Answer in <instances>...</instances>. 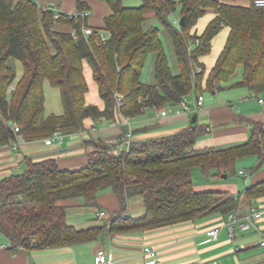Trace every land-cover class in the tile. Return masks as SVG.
I'll return each mask as SVG.
<instances>
[{
    "label": "trees",
    "instance_id": "obj_1",
    "mask_svg": "<svg viewBox=\"0 0 264 264\" xmlns=\"http://www.w3.org/2000/svg\"><path fill=\"white\" fill-rule=\"evenodd\" d=\"M106 1L112 12L105 17L103 29L110 37L99 41L103 32L94 30L86 37L83 22L64 12L56 20L53 11H44L35 0H0V145L18 135L30 141L57 131L74 134L85 129L87 118L115 121L119 115L137 117L147 108L178 107L191 93L223 89L239 67L243 77L235 86L248 87L256 95L264 93V7H257L255 0H249V6L219 0H142L136 7L126 6L124 0ZM178 8L179 26L172 20ZM209 8L215 10V17L199 34L195 27ZM88 9L87 1L78 0L79 12ZM149 13L173 42L177 74L172 72L160 29L144 27ZM58 23L71 25L74 32L57 30ZM226 26L230 27L226 45L207 75L201 58L211 53L213 39ZM197 40L199 44L190 50ZM151 54H155L153 84L142 81ZM11 58L23 66L13 90L16 74L9 65ZM85 61L92 67L104 109L86 101ZM47 80L60 90L62 114H46ZM117 94L124 98L121 106ZM209 133V127L196 123L171 136L132 142L118 154L113 153L114 146L94 141L88 165L77 171L61 169L55 159L29 160L23 173L0 181V232L10 251L74 246L94 241L106 230L112 235L150 231L213 212L247 214L254 201L264 196V180L237 197L224 196L196 190L192 169L200 167L206 176L221 177L235 173L236 161L250 155L259 156L258 168L264 162V124L254 123L245 143L194 150L198 139ZM106 189L119 201V210L106 225L79 229L68 222L64 201L76 199L101 208L98 196ZM136 196L144 199L146 214L133 218L127 215L128 203Z\"/></svg>",
    "mask_w": 264,
    "mask_h": 264
},
{
    "label": "crops",
    "instance_id": "obj_2",
    "mask_svg": "<svg viewBox=\"0 0 264 264\" xmlns=\"http://www.w3.org/2000/svg\"><path fill=\"white\" fill-rule=\"evenodd\" d=\"M35 1L41 9L55 5L56 10L60 12L78 11V0ZM85 1H87L90 7L88 10L91 12L87 25L102 32L105 17L112 12L109 2L106 0ZM219 1L242 6L251 4L249 0ZM214 17L215 10L209 8L199 20L202 22L205 20L206 28ZM178 18L174 16V20ZM197 25L195 31L199 33ZM56 29L63 32H74L72 26L68 24L58 23ZM229 33L230 27L226 26L221 50L213 65L209 67L208 74L224 49ZM207 56L201 58L205 70H207ZM85 66L89 67L87 61L84 62V75L89 89L97 93L99 91L98 84L91 77V69L87 67L85 69ZM242 77L243 69L239 67L232 78L224 84L223 89L210 92V95L204 93V106L197 111L195 108L196 94L193 93L192 104L187 102L189 109L181 113H169L166 116H161L160 111L172 108L168 105L162 110L147 109L143 114L134 118L120 115L116 117L115 121L87 118L84 122V130L65 135L62 142L53 140L51 144H47L46 141L51 136L30 141L21 138L1 144L0 181L23 173L27 169L29 160L41 162L55 159L63 170H80L88 165L89 154L95 150L92 144L94 141L100 140L114 146L113 153H117L120 145L126 140L129 130L132 131L131 142L133 143L171 136L190 127L195 112H198L197 123L209 127L210 133L198 139L194 150L203 151L245 143L250 138L252 125L254 123L264 124V105L259 103L256 94L250 88L235 86L242 80ZM13 85L10 87L11 89ZM262 95L263 93L260 94V96ZM86 101L88 104H96L100 109L105 107L104 101L97 97L94 96L91 100L89 93L86 94ZM174 108H179V106ZM62 112L52 114L59 115ZM259 163L258 155L240 158L236 161L238 170L227 175V178H224L223 175L221 177L206 176L200 167H194L192 177L195 189L237 197L247 187L264 180V162L256 168ZM246 169L254 171L251 173ZM241 171L249 174L244 175ZM98 198L101 208L88 206V208L94 209L95 219L90 214L84 215V211H77L87 208L81 200L64 201L63 204L68 206V222L79 229L106 225L112 214L119 210V201L111 189L101 191ZM253 205L262 211L257 228L248 231L238 230L233 239L229 237L226 227L223 226L217 239H211L207 235L209 229L225 223L229 215L213 212L195 220L150 231H131L112 235L106 230L98 239L74 246L19 249L15 252L9 249H0V264H97V253L101 249L106 251L111 264H147L149 258L145 255L146 247H152L158 252L156 259L151 264H264V196L256 199ZM100 211L105 212L103 219L98 216ZM145 214L144 199L140 196L131 198L128 203L127 215L138 218ZM83 215L88 217L84 220H74L75 216L83 217ZM98 219L105 222L100 223ZM0 245H9V241L1 232Z\"/></svg>",
    "mask_w": 264,
    "mask_h": 264
},
{
    "label": "built area",
    "instance_id": "obj_3",
    "mask_svg": "<svg viewBox=\"0 0 264 264\" xmlns=\"http://www.w3.org/2000/svg\"><path fill=\"white\" fill-rule=\"evenodd\" d=\"M254 4L257 7H264V0H255ZM43 10L44 11H47V10L53 11L54 12V18L56 20L60 19L61 15L63 13V12L57 11L55 8V5L44 7ZM64 13H66L67 17L75 19L76 22H79V21L83 22L82 32L84 33V35L86 37L94 35V29L89 27L86 23V20H88V17L91 14V12L89 10H85L82 12L77 11V12H69V13L64 12ZM174 23L179 26L180 25V18L175 19ZM109 37H110V35L108 33H107V35L102 33L100 35L99 41H106L107 39H109ZM199 42L200 41L197 40L195 42V44L191 45L189 47L190 50L193 47H195V45H198ZM197 71L201 72L202 68L197 67ZM256 97H257V100L259 101V103L264 105V93L262 96L256 95ZM116 98H117L118 105L119 106L123 105V103H124L123 96L121 94H117ZM185 100H186V103L179 106V108L172 107L170 109H164V110L160 111V115L166 116L169 113H181L183 111L188 110L189 106L187 104V97H185ZM204 103H205V94L204 93L196 94V100H195L196 111L201 109L204 106ZM147 109H149V108H147ZM14 129H15V132L19 134L20 127L17 124L14 125ZM64 137H65V135L63 133H61L60 131H57L54 133V135L50 139H48L46 141V143L51 144L53 140H59L60 142H62L64 140ZM21 138H23V137L21 135H18L17 139H21ZM131 138H132V131L129 130L127 132L126 140L120 145L118 152L115 154H118L123 150H128L131 143H132ZM241 173L244 175L249 174L248 172H244V171H241ZM98 216L100 219H103L105 217V212L100 211L98 213ZM261 217H262V211L257 206L253 205L252 208L249 210V212L245 215H241L237 212L230 213L228 215L225 223L219 224V225L214 226L213 228L209 229L207 231V235L211 239H217L218 235L220 233V229L223 226V227H226L229 237L233 239L236 237L238 230L239 231H248L252 228H257V222L261 219ZM10 248H11L10 243H9V245H0V249H9L10 250ZM20 249H22V248H20ZM145 255L149 258V260H147L146 263L151 264L156 259L158 252L155 249H153L152 247H146L145 248ZM97 264H111V260L108 258L107 253L104 249L99 250L97 253Z\"/></svg>",
    "mask_w": 264,
    "mask_h": 264
},
{
    "label": "rangeland",
    "instance_id": "obj_4",
    "mask_svg": "<svg viewBox=\"0 0 264 264\" xmlns=\"http://www.w3.org/2000/svg\"><path fill=\"white\" fill-rule=\"evenodd\" d=\"M124 4L126 6L136 7V6H140L142 4V0H124ZM150 15H154V14L150 13ZM150 15H148V18H147V20L144 23V27L146 29H148V28H150L152 26H156V27H158L160 29V37H161V39L163 41L164 49H165V52H166V54L168 56L172 72L174 74H177L179 72V67H178V63H177V60H176V57H175V53H174L173 42H172L169 34L164 30L161 22L155 16H150ZM174 16L181 18V9L178 8V10L173 13L172 20H174ZM204 21L205 20H203V22H202V20H199V24L197 25V28L199 29V34L203 33V31L205 30ZM224 29L216 36V38H215V40L213 41V44H212V46H213L212 47V51L207 56V61H206V63H207L206 64L207 65L206 73L207 74H208V71H209V67L213 65V63L215 62V58H217V54H219V52L221 50V46H222V42H223L222 38L225 36L226 27H224ZM102 32L105 35H107V32H106L105 29H102ZM154 63H155V54H151L149 56L147 62H146L145 68H144L143 73H142V81L144 83H149V84L155 83ZM9 65L15 70L16 76H15L14 83H16V82H18L20 80V78L23 75L22 63H21L20 60H18L16 58H11L10 61H9ZM86 67L87 66H85V69H86ZM87 68L91 69L90 70V71H92L91 77L94 80L92 67L89 65V67H87ZM14 87H15V85L12 87L11 90H13ZM93 91L90 90V89L88 91L89 97H90L91 100L95 96V97H97V99L104 101L103 98L101 97L99 91L97 92L98 94L95 91L94 92ZM44 92H45V98H46V102H45L46 114L48 115V114H52V113H59V112L61 113L62 112V104H61V97H60L59 89L54 87L47 80V81H45V84H44ZM205 93H207V95H210V91H207ZM192 94L193 93H191L187 97V102L188 103L192 102V98L194 97V96H192ZM104 104H105V102H104ZM94 105H96V104H94ZM243 170H245V169H243ZM246 171H249V169H246ZM110 202H112V201H110ZM77 211H84V215L90 214V215H92V218H94V219L96 217L94 209H90V208H88V206H87V208L78 209ZM84 215H83V217L82 216H79V217L75 216L74 220L75 221L81 220V219L84 220V219H86L88 217V216H84ZM98 221L100 223H104L105 222V221H100L99 219H98Z\"/></svg>",
    "mask_w": 264,
    "mask_h": 264
},
{
    "label": "water",
    "instance_id": "obj_5",
    "mask_svg": "<svg viewBox=\"0 0 264 264\" xmlns=\"http://www.w3.org/2000/svg\"><path fill=\"white\" fill-rule=\"evenodd\" d=\"M184 22H185V17H182V19H181V25H183ZM191 122H192V125H195L198 122V112H195L194 113V115L192 116ZM223 177L224 178H227V175L224 174Z\"/></svg>",
    "mask_w": 264,
    "mask_h": 264
}]
</instances>
